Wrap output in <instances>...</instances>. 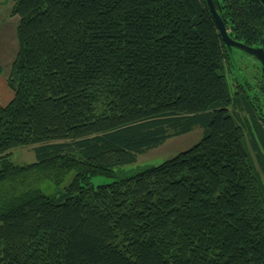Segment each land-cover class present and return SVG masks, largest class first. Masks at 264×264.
I'll use <instances>...</instances> for the list:
<instances>
[{
	"label": "trees",
	"instance_id": "1",
	"mask_svg": "<svg viewBox=\"0 0 264 264\" xmlns=\"http://www.w3.org/2000/svg\"><path fill=\"white\" fill-rule=\"evenodd\" d=\"M214 2L233 39L264 48L258 0ZM12 14L0 264H264V117L205 0H13ZM195 126L203 138L173 159L82 182ZM25 146L37 161L13 164ZM48 165L77 170L69 190L7 183Z\"/></svg>",
	"mask_w": 264,
	"mask_h": 264
},
{
	"label": "rangeland",
	"instance_id": "2",
	"mask_svg": "<svg viewBox=\"0 0 264 264\" xmlns=\"http://www.w3.org/2000/svg\"><path fill=\"white\" fill-rule=\"evenodd\" d=\"M220 1L221 0H218L219 3ZM12 9L13 0H0V73L6 81H8L10 77L12 65L16 59L18 50L16 39L18 17L13 16ZM233 56L237 61V63H234L235 66L232 68V75L233 78H235L234 81L236 80L235 84L237 81H240L242 84H250V93L256 97V103L260 107L261 114L264 117V91L261 89V87H264V79L262 78L260 63L254 57L239 50H235ZM9 90L12 91L10 87ZM4 104L5 102L0 103V106H4ZM203 136V128L195 126L186 134L171 137L157 147L138 154L135 162L116 168V178L104 175H95L89 177L87 180L83 179L82 182L86 183L87 181L97 187L98 185L107 184L119 178H125L129 174L139 173L148 167L157 166L189 150L194 145L199 143ZM34 148V146H25L13 149L9 152V159L15 165L24 167L30 166L37 161ZM69 157H72V163L74 164H77V161L80 160L79 154L75 152V154H68L65 157H62L59 161L61 162L63 160H67ZM56 163L58 162H55V164ZM32 169L21 177L9 180L7 183L15 192L25 193L36 187V190L39 193L52 195L60 190H69V186L72 184L73 180L78 177L76 175V169L71 170L66 174L64 173L65 175L55 174L56 166L52 167V165H48L45 168V172L49 175L46 174L45 177L39 179L37 171H33ZM31 195L33 194L28 196ZM23 198H25V195H18L17 197L14 196L5 200H12V202L15 200V202H17L23 200Z\"/></svg>",
	"mask_w": 264,
	"mask_h": 264
},
{
	"label": "water",
	"instance_id": "3",
	"mask_svg": "<svg viewBox=\"0 0 264 264\" xmlns=\"http://www.w3.org/2000/svg\"><path fill=\"white\" fill-rule=\"evenodd\" d=\"M262 7L264 8V0H258ZM212 17L215 21V24L217 26L218 32L220 34L221 40L228 50L230 56H233V51L234 50H240L244 52L245 54H248L252 57H254L261 66V71L264 76V48L260 46H247L246 44L239 42L235 39H233L229 33L228 30L224 24V20L222 19L214 0H205Z\"/></svg>",
	"mask_w": 264,
	"mask_h": 264
},
{
	"label": "crops",
	"instance_id": "4",
	"mask_svg": "<svg viewBox=\"0 0 264 264\" xmlns=\"http://www.w3.org/2000/svg\"><path fill=\"white\" fill-rule=\"evenodd\" d=\"M12 96L13 92L9 90L7 81L3 79V75L0 73V103L5 102V104H7L11 100Z\"/></svg>",
	"mask_w": 264,
	"mask_h": 264
}]
</instances>
